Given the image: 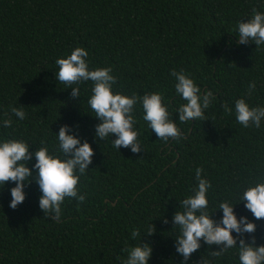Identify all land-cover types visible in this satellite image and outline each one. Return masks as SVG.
I'll return each mask as SVG.
<instances>
[{
    "label": "trees",
    "instance_id": "1",
    "mask_svg": "<svg viewBox=\"0 0 264 264\" xmlns=\"http://www.w3.org/2000/svg\"><path fill=\"white\" fill-rule=\"evenodd\" d=\"M253 8L264 12V0H0V141L24 140L33 152L43 141L51 154L62 155L57 133L67 124L95 152L80 177L85 200L66 198L58 220L39 208L35 173L15 210L9 207L14 182L0 188V264H121L124 250L141 242L153 249L149 264H181L173 215L197 186V167L212 185V218H222L221 202L235 204L238 218L256 224L246 242L254 236L257 246L264 245V219L256 220L240 201L249 184L264 179V121L260 128H245L223 107L234 108L241 97L264 106V45L238 39V24L251 18ZM78 46L89 51L91 69L112 68L114 92L162 93L183 138L158 139L138 103L140 153L114 148L115 136L97 140L99 120L87 102L92 82L80 84V97L73 99L71 88L56 80V59ZM173 69L190 74L202 92L212 91L209 120L179 122L177 110L185 101L175 92ZM252 81L256 89L248 97ZM11 107H23L26 118L12 115ZM9 116L12 126L4 128ZM34 163L33 156L28 166ZM151 223L155 233L148 235ZM133 230L141 238H131ZM213 250L218 246L202 241L187 264L202 257L240 264L238 248L215 259L209 256Z\"/></svg>",
    "mask_w": 264,
    "mask_h": 264
},
{
    "label": "clouds",
    "instance_id": "2",
    "mask_svg": "<svg viewBox=\"0 0 264 264\" xmlns=\"http://www.w3.org/2000/svg\"><path fill=\"white\" fill-rule=\"evenodd\" d=\"M251 18L238 24V39L240 44L254 42L256 47L264 45V12L252 9ZM89 51L84 47L74 48L66 57L57 58L55 63L58 71L55 73L56 80L71 88V97H80L79 85L88 81L92 82L91 96L88 104L99 123L95 125V138L104 140L112 139L113 147L130 149L133 154L140 153L143 149L139 140V130L135 127L137 118L134 115L135 106L139 103L143 109V120L147 122L151 131L158 139L167 142L170 139L180 140L183 138L181 129L171 118L165 97L162 93H145L143 96L133 94L124 95L113 91V85L117 77L112 74L111 67L91 69L88 60ZM175 77V92L181 96L185 103L177 110L180 123L195 120H209L205 116L215 96L211 90L201 88L191 78L190 74L183 69L171 71ZM75 85V87H73ZM256 89L255 81L248 86L247 96L251 97ZM228 115L235 113L236 120L245 128H260L264 121V106H252L245 97L235 101L234 108L227 103L223 105ZM12 115L19 120L26 118L23 107H11ZM7 116V113L5 114ZM12 118L2 121L4 128L12 126ZM58 152L62 155L51 154L48 147L41 141L40 148L30 151L28 142L19 139H5L0 141V188L8 182H14L15 186L10 189L11 201L9 207L15 210L24 202L26 184L35 173L34 179L38 184L41 195L39 208L44 215L53 220H58L62 215V205L66 198L83 202L85 195L80 193V177L86 174L89 165L92 164L94 149L85 139L70 131V126L65 124L57 133ZM35 157V163L29 167V162ZM203 168L197 167L195 179L198 182L193 188L192 194L183 199L180 204L182 211H175L173 226H178L180 235L175 238L176 252L183 257L181 264H187L192 254L201 248V242L206 245L218 246L209 256L213 259L222 257L229 249L238 248L240 264H264V245L257 246L255 237L246 242L245 234L256 231V224L247 216L238 218L234 211V205L228 201L221 202L217 209H222V218L217 221L207 211L209 201L207 193L212 187L211 182L202 177ZM240 201L249 210L256 220L264 219V179H258L255 184L249 186L240 196ZM164 219V223H167ZM236 233V236L233 235ZM148 235L155 233V226L146 231ZM141 238L139 230L131 232V238ZM239 240V243H237ZM124 251L127 257L121 264H149L152 255V247L147 243H140ZM199 264H213V260L202 257Z\"/></svg>",
    "mask_w": 264,
    "mask_h": 264
}]
</instances>
